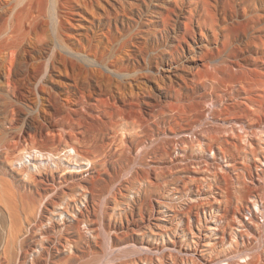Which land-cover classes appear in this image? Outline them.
Wrapping results in <instances>:
<instances>
[{
  "label": "rangeland",
  "instance_id": "obj_1",
  "mask_svg": "<svg viewBox=\"0 0 264 264\" xmlns=\"http://www.w3.org/2000/svg\"><path fill=\"white\" fill-rule=\"evenodd\" d=\"M35 1L0 0V264H264V0Z\"/></svg>",
  "mask_w": 264,
  "mask_h": 264
},
{
  "label": "bare ground",
  "instance_id": "obj_2",
  "mask_svg": "<svg viewBox=\"0 0 264 264\" xmlns=\"http://www.w3.org/2000/svg\"><path fill=\"white\" fill-rule=\"evenodd\" d=\"M37 1H38V0H37ZM37 1H35V2H37ZM42 1H43V0H39L38 2H39V4H40V2H41V4H43V5H42V7H43L44 4H46L47 2H46V0H44V3H42ZM32 2H33V1H32ZM38 2H37V3H38ZM45 2H46V3H45ZM41 4H40V5H41ZM45 6H46V5H45ZM38 7H39V6H38ZM40 8H41V7H40ZM41 9H42V8H41ZM20 23H21V21H20ZM20 23H19V24H20Z\"/></svg>",
  "mask_w": 264,
  "mask_h": 264
}]
</instances>
